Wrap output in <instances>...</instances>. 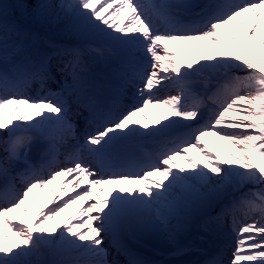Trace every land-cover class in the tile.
I'll return each mask as SVG.
<instances>
[{"label": "snow or ice", "instance_id": "snow-or-ice-1", "mask_svg": "<svg viewBox=\"0 0 264 264\" xmlns=\"http://www.w3.org/2000/svg\"><path fill=\"white\" fill-rule=\"evenodd\" d=\"M196 7L192 0H158L151 4L142 0H77L74 5L86 29L121 45L139 42L147 59L145 63L122 47L108 49L115 58L113 74L118 83L116 96L111 104H105L89 91L90 86L78 72L85 47L90 46L61 52L67 59L60 61L62 66L57 71L72 77L70 87L90 113L85 121L91 118L97 125L85 136L81 148L105 162L141 131L152 135L178 121L187 122L186 138L170 142L174 146L166 147L155 162L140 171L98 174L77 151L70 165L40 175L38 169L45 166L49 153L76 137L72 111L66 103L48 97L33 102L15 91L0 95V131L8 134V139L0 138L5 145L0 155V180L5 192H15L17 178L23 181L21 191L0 202V264H26L21 257L33 254L42 244L55 246L54 254L59 257L47 264H120L115 257L108 259V249L103 246L105 236L120 225L148 220L167 227L175 220L180 227L194 213L214 204H220L221 211L209 222L233 214L235 236L228 264H264V0L210 4L193 12ZM126 9H130V15L121 26L119 17ZM182 15L195 19L185 22ZM25 35L19 24L0 21V60L7 61L9 50L20 46L16 38ZM194 45L196 51L190 53ZM236 71L244 74L235 75ZM205 74L228 78L207 122H203L197 105L186 106L183 91L166 99L152 91L154 87L159 91L160 81L172 79L187 88L190 76ZM49 79L54 76L47 58L13 62L0 70V89L14 90L32 80L44 86ZM126 86H135L140 101L113 116L111 105ZM20 104L25 105L23 110ZM9 105L15 106L6 121L4 110ZM149 105L167 106L177 119L166 115L162 119L168 123L161 119L149 122ZM32 108L38 111L29 116ZM45 121L51 125L44 132L49 144L34 159L33 138L18 137L15 132L39 127ZM209 136L222 142L223 154L210 146L205 139ZM58 177L65 179L50 190L48 201L42 204L41 194L55 185ZM249 183L259 186L254 193L259 203L244 197L238 201L233 196ZM230 196L231 203L223 204ZM73 205H79L75 212L70 211ZM241 205L247 213L258 212L259 218L238 223L234 212ZM113 246L117 256L129 257L127 264H144L118 243ZM70 252L77 255H65ZM204 264L222 262L209 258Z\"/></svg>", "mask_w": 264, "mask_h": 264}, {"label": "bare ground", "instance_id": "bare-ground-1", "mask_svg": "<svg viewBox=\"0 0 264 264\" xmlns=\"http://www.w3.org/2000/svg\"><path fill=\"white\" fill-rule=\"evenodd\" d=\"M6 1L7 0H5V2ZM13 3H14L15 8H14V10L12 9L11 13H13L15 10H17L16 12H18L19 9H22L23 7L28 6L29 4H31V2H25V1H21V0H19V1L13 0ZM62 4H65V5H62ZM50 5H51L50 7H52V8H50V10H46V13L42 12V13H40V15H38L39 18H38V23L37 24H39V23L41 24L40 25V29H32V30H30V29H26L25 27L21 29L22 32L28 33L29 35H32L31 36L32 40L30 41L29 46L31 45L32 47H37L38 42H41V41L42 42H46V43H52L51 39L47 35V31H50V30L47 29V27L49 25L50 26H54V24H55L56 26H58V25L64 23L65 26L63 28L68 30V26L70 25V23L72 21H76L78 19L77 18L78 16L76 15V10L72 9V8H74L73 6L75 5L74 2H71L70 0H64L63 3L59 4V1L52 0L50 2ZM16 22L19 23L20 28H21V22H23V21H21V22L16 21ZM31 22H35L33 17L31 18ZM82 24L80 22H78L77 26L74 29H72V33L71 34H74V35H76V34H85L86 36H88V40L84 43L86 45H87V43H97L98 41H96V39L99 38V37H97L99 35L96 34L95 32H92V30H90V29H86ZM63 31H65V30H63ZM104 39H107V38H104ZM104 41H106V40H104ZM11 42H13V41H11ZM82 42H84V41H82ZM60 47H61V45H60ZM194 47H195V45H194ZM65 49H67V47H65ZM107 57H108V59H107L108 64L109 65H113L114 62H115V58L110 53L107 55ZM105 58L106 57H104V59ZM82 62H83V65H86V62L84 63L83 60H82ZM57 72L60 73L59 71H57ZM108 72L110 73V75L112 77V83H113L114 89H115L117 87V83L118 82L116 81L112 70H110V71L108 70ZM179 85H181V84H179ZM3 91H4L3 89H0V95H3L2 94ZM126 96H127V94H126V92L123 89L122 93L118 96V102H117V107L119 109L118 115L120 113H122L123 111H125V108L123 107L122 103H123L124 99L126 98ZM198 101L199 100H197V102ZM14 106L15 105H9V106H7L5 108V110H4V119L6 121L9 119V117L11 115V110H12V108ZM19 107L21 108V110H23L25 105L20 104ZM36 111H38V109H35V108L29 109V112H28L29 116L34 115V113ZM168 113L169 112L161 111L160 113L157 114L155 119H161L162 122H163L162 118L164 116H166V115L169 116ZM19 114H21V113H18V115ZM37 119H39V118H37ZM150 119H152V118H150ZM42 126L44 127L45 124L42 125ZM19 130H23V129L21 128V129H18L17 131H19ZM3 132L5 133V131H0V136L2 135ZM24 135L25 134L23 132L20 133V137H24ZM2 146H5V145L0 143V155L4 154ZM163 150H165V149H163ZM217 151H223V149L217 150ZM84 160L87 163H89V161L86 158H84ZM180 162L184 163V161H180ZM43 201H45V200H43ZM43 201H41V202H43ZM13 239L18 240L19 237H15L14 236Z\"/></svg>", "mask_w": 264, "mask_h": 264}, {"label": "rangeland", "instance_id": "rangeland-1", "mask_svg": "<svg viewBox=\"0 0 264 264\" xmlns=\"http://www.w3.org/2000/svg\"><path fill=\"white\" fill-rule=\"evenodd\" d=\"M73 1H76V0H73ZM35 2H37V0H32V3H33V6H32V8H33V10L31 11V12H22V13H20L19 15H16V20H17V18H19V16L20 17H23V18H25V25L26 26H28V28H33L34 26H37L35 23H33V24H31V21L29 20V17L30 16H32V15H34L35 14V12H37V13H39V9H38V5H35L34 6V3ZM40 3V2H39ZM0 7H2V8H0V9H2V11H3V16H0V21H3L4 23H7V24H11V23H9V21H10V19H14V17H13V15L12 14H10V16L9 17H7L6 18V11H9V10H7L4 6H0ZM46 10H47V5L46 4H44L43 6H42V8H41V10L40 11H45V13H46ZM128 12L129 14H130V11H129V9H126L125 11H124V13L125 12ZM28 13H30V14H28ZM36 13V14H37ZM124 15V14H123ZM120 17H122V16H120ZM119 17V18H120ZM9 20V21H8ZM15 20V21H16ZM16 23V22H15ZM39 27H37L38 29L40 28V25H38ZM54 26H50L48 29H52ZM20 40H26V41H29L30 40V38L27 36V34L25 35V36H23V37H20ZM203 76V81H202V84H205L207 81H211V74H205V75H202ZM200 77L201 76H197V79H200ZM220 78L222 79V81H223V79H226L227 81H228V78L227 77H223V76H220ZM220 79V80H221ZM164 82V83H163ZM205 82V83H204ZM211 83V82H210ZM159 86L160 87H163V89H162V91L163 92H165L166 94H164L165 96H164V99H166V98H168V97H170V96H173L175 93H176V91H171V86H170V83L166 80H162V83L161 84H159ZM165 108L167 109V106H165ZM249 186H245L244 188H245V190H244V194H252V193H256V192H258L259 191V186L258 185H253V184H248ZM49 186H53V185H49ZM229 191L230 192H232V189L231 188H229ZM233 194H235V195H237V194H239V195H242V191H240V189L238 190V191H235V192H233ZM253 198L259 203V200H258V197H256V196H253ZM216 205L217 204H214L212 207H213V209H215L216 208ZM208 209V208H207ZM207 209H204L203 211H200V212H196V213H194V214H203V216H207L205 213H203L205 210H207ZM193 214V215H194ZM210 214V213H209ZM199 215V216H200ZM251 215H249L248 217H250ZM243 219H246L245 217H242ZM259 217H257V218H254V219H258ZM85 219H87V218H85ZM208 222H209V219H208ZM211 222V221H210ZM209 222V223H210ZM87 229H84V231H86ZM107 240H110V235L108 234L107 236H105V241H104V244H105V242L107 241ZM104 247H105V245H103ZM55 247V246H54ZM106 248V247H105ZM233 248V247H232ZM232 248H231V250H232ZM54 249V248H53ZM111 251H109V253H110ZM69 256H71V255H77L76 253H67ZM108 259L110 260V255L108 256ZM22 261L23 262H26V264H36V258H34V257H22ZM228 262H229V260H228ZM228 262H227V264H228Z\"/></svg>", "mask_w": 264, "mask_h": 264}]
</instances>
